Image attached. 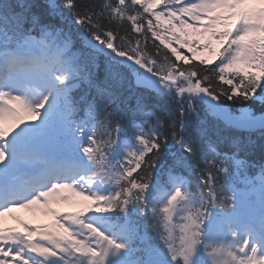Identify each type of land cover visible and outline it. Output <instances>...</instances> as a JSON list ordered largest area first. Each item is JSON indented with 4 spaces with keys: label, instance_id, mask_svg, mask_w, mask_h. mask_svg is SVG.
Returning <instances> with one entry per match:
<instances>
[{
    "label": "snow or ice",
    "instance_id": "snow-or-ice-1",
    "mask_svg": "<svg viewBox=\"0 0 264 264\" xmlns=\"http://www.w3.org/2000/svg\"><path fill=\"white\" fill-rule=\"evenodd\" d=\"M240 133L264 0H0V264H264Z\"/></svg>",
    "mask_w": 264,
    "mask_h": 264
},
{
    "label": "rangeland",
    "instance_id": "rangeland-1",
    "mask_svg": "<svg viewBox=\"0 0 264 264\" xmlns=\"http://www.w3.org/2000/svg\"><path fill=\"white\" fill-rule=\"evenodd\" d=\"M56 207L61 212L77 210L71 204H59V205H56ZM11 215L19 216L20 218L27 220L29 223H50L51 222V217H45L41 214H33L31 211L25 210V209H17V210L14 209L13 213L5 218L6 226H16L17 224V221L13 220L11 218Z\"/></svg>",
    "mask_w": 264,
    "mask_h": 264
},
{
    "label": "trees",
    "instance_id": "trees-1",
    "mask_svg": "<svg viewBox=\"0 0 264 264\" xmlns=\"http://www.w3.org/2000/svg\"><path fill=\"white\" fill-rule=\"evenodd\" d=\"M238 136H244V135H243V133H240V134H238ZM249 140L251 141V143H248ZM245 143L250 145L249 147H247V150H246L247 152L252 153V154H256V155H264V150H262L261 147L251 146V144H256L255 139H248L245 141ZM222 147H224V145H222ZM258 152H261V153H258Z\"/></svg>",
    "mask_w": 264,
    "mask_h": 264
}]
</instances>
